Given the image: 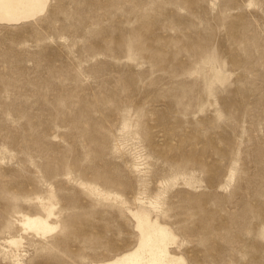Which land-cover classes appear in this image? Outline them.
Listing matches in <instances>:
<instances>
[{
    "label": "rangeland",
    "instance_id": "rangeland-1",
    "mask_svg": "<svg viewBox=\"0 0 264 264\" xmlns=\"http://www.w3.org/2000/svg\"><path fill=\"white\" fill-rule=\"evenodd\" d=\"M139 218L186 264H264V0L0 22V264H109Z\"/></svg>",
    "mask_w": 264,
    "mask_h": 264
},
{
    "label": "bare ground",
    "instance_id": "bare-ground-1",
    "mask_svg": "<svg viewBox=\"0 0 264 264\" xmlns=\"http://www.w3.org/2000/svg\"><path fill=\"white\" fill-rule=\"evenodd\" d=\"M49 1L0 0V22L18 24L30 21L46 10ZM139 224L142 232L140 245L109 264H186L183 258L172 255L168 250L165 229L148 226L141 218ZM28 225H36V222L28 221ZM42 227L47 226L41 223Z\"/></svg>",
    "mask_w": 264,
    "mask_h": 264
}]
</instances>
